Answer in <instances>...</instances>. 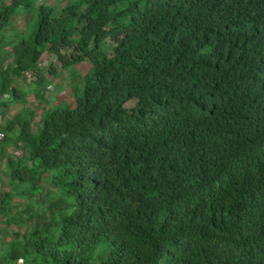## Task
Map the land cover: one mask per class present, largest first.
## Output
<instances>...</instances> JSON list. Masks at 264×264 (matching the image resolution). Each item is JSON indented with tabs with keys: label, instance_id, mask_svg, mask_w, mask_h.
Masks as SVG:
<instances>
[{
	"label": "trees",
	"instance_id": "obj_1",
	"mask_svg": "<svg viewBox=\"0 0 264 264\" xmlns=\"http://www.w3.org/2000/svg\"><path fill=\"white\" fill-rule=\"evenodd\" d=\"M0 174V264H264V0H0Z\"/></svg>",
	"mask_w": 264,
	"mask_h": 264
},
{
	"label": "rangeland",
	"instance_id": "obj_2",
	"mask_svg": "<svg viewBox=\"0 0 264 264\" xmlns=\"http://www.w3.org/2000/svg\"><path fill=\"white\" fill-rule=\"evenodd\" d=\"M6 1V0H5ZM67 0H28V4L34 3L36 6L43 2V4L51 5L53 7H63V5L66 3ZM143 1V0H140ZM32 8H27L24 4L21 9L19 10L21 18L19 16L17 17V27L20 29H24L29 26V31H31L33 24H28L30 20H32L34 16V12H32ZM28 15V16H27ZM27 16V17H26ZM28 36V35H27ZM110 46V44H107V48ZM110 48V47H109ZM108 50V49H106ZM42 66L47 68H51L52 64L55 62V58L48 54L44 53L41 58ZM90 70V65L88 63H83L82 65L75 68L74 72H63L60 74L59 77H57L55 80H51V86L52 91L49 94V97H51V102L54 104H61V105H67V106H73L74 97H72V86L80 84V81L77 79V75L86 76L87 73ZM49 79L51 77L49 76ZM77 80V81H76ZM131 106V104H129ZM1 176V174H0ZM3 180H5L4 177ZM4 183H6L4 181ZM92 259L95 261L96 257L93 256Z\"/></svg>",
	"mask_w": 264,
	"mask_h": 264
}]
</instances>
